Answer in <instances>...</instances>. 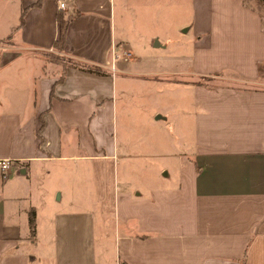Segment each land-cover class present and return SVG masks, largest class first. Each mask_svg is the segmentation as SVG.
<instances>
[{"label": "crops", "instance_id": "crops-1", "mask_svg": "<svg viewBox=\"0 0 264 264\" xmlns=\"http://www.w3.org/2000/svg\"><path fill=\"white\" fill-rule=\"evenodd\" d=\"M260 1L198 14L186 131L178 99L164 110L158 95L129 122L131 90L158 75L126 38L140 0H0V52L34 51L38 70L25 96L4 98L0 77V264H264Z\"/></svg>", "mask_w": 264, "mask_h": 264}, {"label": "rangeland", "instance_id": "rangeland-1", "mask_svg": "<svg viewBox=\"0 0 264 264\" xmlns=\"http://www.w3.org/2000/svg\"><path fill=\"white\" fill-rule=\"evenodd\" d=\"M202 1L140 0V3H133L137 9L135 8L136 11L132 13L131 19L125 22L126 38L134 48V50L131 49L134 57L139 56L149 66V68H144V72H156L158 75L154 77L153 81L131 90L136 94L133 101L129 102L127 106L132 115L129 121L132 124H143L145 117L147 120V113H140V110L141 108L145 109V106L151 108L152 102H149V99L158 95L157 106L159 109H167L171 106L172 100L175 103L178 99L179 113L176 120L179 126L184 127L187 131L191 123L189 113L192 112L193 107V90L183 82L191 81L194 78L192 47L197 28L195 20L198 14L205 11L214 12L220 6L219 0ZM260 3L263 5L264 1L261 0ZM135 12H138V16H135ZM0 53H2L0 54V77L9 79L2 91L3 97H10L16 89H20V94L23 96L29 95L30 79H32V73L36 71L35 66L31 63L34 62L31 60L36 59L31 56L35 52L26 49L11 54ZM44 56L47 58L46 55ZM8 59L14 63L2 67L1 65H5L4 63ZM24 64L31 68H25ZM159 72H164V74L159 75ZM162 82L164 84H161ZM207 84L216 85L214 82H207ZM0 98L2 97L0 96ZM162 123L164 122L160 121L158 125ZM166 130L167 128L164 127L165 140L174 141L175 131L167 130L166 132Z\"/></svg>", "mask_w": 264, "mask_h": 264}, {"label": "trees", "instance_id": "trees-1", "mask_svg": "<svg viewBox=\"0 0 264 264\" xmlns=\"http://www.w3.org/2000/svg\"><path fill=\"white\" fill-rule=\"evenodd\" d=\"M59 20V26H60V33H59V40L55 43L54 45V49L58 52H62L65 46V37H66V30H67V25H68V20L63 19L62 17H58ZM23 22V16H21V24ZM46 56H48V58L52 61H59V62H65L67 61V59L63 58V57H59L57 55L54 54H45ZM62 62V63H63ZM68 64V63H67ZM63 64V66H71L72 68H76L74 67V65H70V64ZM81 70L90 73V74H95V75H102V72L99 68L96 67H82ZM29 229L31 234H34V230H35V223H34V213L32 212L29 215Z\"/></svg>", "mask_w": 264, "mask_h": 264}, {"label": "built area", "instance_id": "built-area-1", "mask_svg": "<svg viewBox=\"0 0 264 264\" xmlns=\"http://www.w3.org/2000/svg\"><path fill=\"white\" fill-rule=\"evenodd\" d=\"M64 6H65L64 2L61 1V2L59 3V8L62 9V8H64ZM122 56H123L125 59H127V58L130 57L129 53H127V52H123ZM117 59H118V56H116V55L114 54V51H112V54H111V62L109 63V65H110V69H111L112 71H114V63H115V61H116ZM9 167H10V162H9L8 160H0V170H1V171L5 172V171H7V170L9 169Z\"/></svg>", "mask_w": 264, "mask_h": 264}]
</instances>
